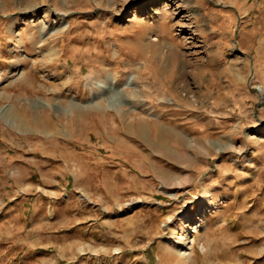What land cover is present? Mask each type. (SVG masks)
<instances>
[{"label":"rangeland","instance_id":"1","mask_svg":"<svg viewBox=\"0 0 264 264\" xmlns=\"http://www.w3.org/2000/svg\"><path fill=\"white\" fill-rule=\"evenodd\" d=\"M0 195V264H264V0H0Z\"/></svg>","mask_w":264,"mask_h":264},{"label":"crops","instance_id":"2","mask_svg":"<svg viewBox=\"0 0 264 264\" xmlns=\"http://www.w3.org/2000/svg\"><path fill=\"white\" fill-rule=\"evenodd\" d=\"M4 197L3 195H0V204L4 203ZM38 197L35 196H24V197H9L8 201H5L7 206L1 207V213H0V226H3L4 224L2 221L3 214L6 215L10 212V214L14 215V221L9 222L8 224L13 226L14 224L16 226H22V228L27 229L28 226H34L33 219L35 217V213L38 212L39 209H41L38 206ZM42 203H43V212L45 217L50 220L55 218V209L54 207L51 208V199L49 197H42ZM39 207V208H38ZM38 209V210H37ZM17 222V223H16ZM60 226V224H59Z\"/></svg>","mask_w":264,"mask_h":264},{"label":"bare ground","instance_id":"3","mask_svg":"<svg viewBox=\"0 0 264 264\" xmlns=\"http://www.w3.org/2000/svg\"><path fill=\"white\" fill-rule=\"evenodd\" d=\"M132 84V81L129 83ZM163 131V130H162ZM173 251V250H172ZM180 252V257H182L183 262L185 261H189V259L191 258V251L187 250L186 248H184L183 250H179L178 253ZM192 260V259H191ZM186 264V263H185Z\"/></svg>","mask_w":264,"mask_h":264}]
</instances>
